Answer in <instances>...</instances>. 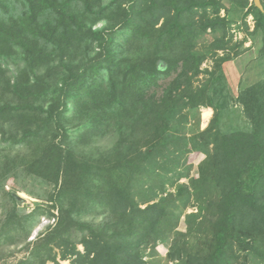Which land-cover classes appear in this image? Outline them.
I'll use <instances>...</instances> for the list:
<instances>
[{"label":"trees","instance_id":"16d2710c","mask_svg":"<svg viewBox=\"0 0 264 264\" xmlns=\"http://www.w3.org/2000/svg\"><path fill=\"white\" fill-rule=\"evenodd\" d=\"M259 1L0 0V264H264Z\"/></svg>","mask_w":264,"mask_h":264},{"label":"rangeland","instance_id":"374dc122","mask_svg":"<svg viewBox=\"0 0 264 264\" xmlns=\"http://www.w3.org/2000/svg\"><path fill=\"white\" fill-rule=\"evenodd\" d=\"M254 1V0H253ZM222 13V12H221ZM240 20V19H239ZM247 24L249 26V30H252L253 28V20H252V17L251 16H247ZM236 24H238L237 28H234V41L235 40H238V39H241L243 37H247V40L245 41V46H249L251 45V48L247 51H245L244 53H242L239 57L235 58V60H233L232 62H230L228 64V72L230 74V77H229V80H230V84H231V87L233 88V92H234V95L237 93V84H238V81L239 79H241L242 81V78H243V81H250L251 79H254V77H252V72H253V69L251 70H246L244 68V66L246 68L249 67V63H251V60L249 61V59L253 58L255 56V52L253 51V42L250 38L249 35H247V32L245 31V29L243 28L242 26V23L241 21H238ZM212 65V61L211 59H208L204 64H203V67H210ZM250 69V68H249ZM235 78V79H234ZM205 109H210V114L208 115V117L204 118L202 116L203 114V111ZM200 128L203 129L207 126L208 122H209V119L211 118L212 116V109L211 108H201L200 109ZM203 157L202 154H200L199 156H197L196 158H194V162H193V167L191 168V172L194 173V170H195V167H196V164L199 162V160H201V158ZM190 162V161H189ZM191 173V174H192ZM181 181H186L185 179H182ZM7 189H13L14 192H17L19 193L21 196L24 194L25 196V202H23L22 204H18L19 206H25V209L27 211H30L33 207H34V202H37L39 201L38 199H36L35 197H32L30 195H28L27 193H24V192H21V191H17L20 189V186L19 184L17 183V181H15L14 178H9L7 180ZM190 211H195L194 209H188L186 212H190ZM56 213V211H55ZM88 221L89 220H92L94 218H90V217H87L86 218ZM95 220H98V218H96ZM49 223H54V220L53 219H47L45 217H41L38 224L33 228L28 240H34L42 231L45 230V227L47 224ZM179 229L180 230H184L185 229V226H184V223L181 221L180 224H179ZM78 248L79 249H83L82 248V245H78ZM12 249V248H10ZM157 250L159 252V257H163L167 251L166 247H163L161 244L157 246ZM25 254V251L24 250H19V251H15L12 254H10L11 256L5 261L6 263H11L13 262L14 260H18V259H21L23 257V255ZM158 257V258H159ZM2 261V263H5ZM1 263V264H2ZM60 263L61 264H71V262L69 260H60ZM47 264H52V262H48Z\"/></svg>","mask_w":264,"mask_h":264},{"label":"water","instance_id":"95a60500","mask_svg":"<svg viewBox=\"0 0 264 264\" xmlns=\"http://www.w3.org/2000/svg\"><path fill=\"white\" fill-rule=\"evenodd\" d=\"M254 3H255L259 8H262L261 3H260L259 0H254ZM12 195H13L14 199L16 200V202H17L18 204H22L23 202H25V198L22 197L19 193L13 191V192H12Z\"/></svg>","mask_w":264,"mask_h":264},{"label":"bare ground","instance_id":"6f19581e","mask_svg":"<svg viewBox=\"0 0 264 264\" xmlns=\"http://www.w3.org/2000/svg\"><path fill=\"white\" fill-rule=\"evenodd\" d=\"M209 113H210L209 110H208V111H203L202 116H203L204 118H206V117H208ZM24 196H25V195L23 194L22 197H24ZM25 197H26V196H25ZM25 197H24V198H25Z\"/></svg>","mask_w":264,"mask_h":264},{"label":"crops","instance_id":"0c3cea01","mask_svg":"<svg viewBox=\"0 0 264 264\" xmlns=\"http://www.w3.org/2000/svg\"><path fill=\"white\" fill-rule=\"evenodd\" d=\"M208 110L210 111V109H205L204 111H208ZM209 114H210V113H209Z\"/></svg>","mask_w":264,"mask_h":264}]
</instances>
